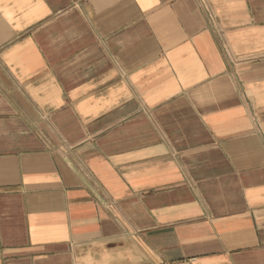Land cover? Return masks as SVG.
<instances>
[{
  "label": "crops",
  "instance_id": "obj_1",
  "mask_svg": "<svg viewBox=\"0 0 264 264\" xmlns=\"http://www.w3.org/2000/svg\"><path fill=\"white\" fill-rule=\"evenodd\" d=\"M0 264H264V0H0Z\"/></svg>",
  "mask_w": 264,
  "mask_h": 264
}]
</instances>
